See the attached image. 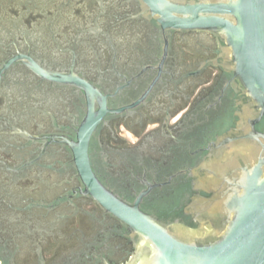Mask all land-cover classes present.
I'll list each match as a JSON object with an SVG mask.
<instances>
[{"label": "flooded vegetation", "instance_id": "obj_1", "mask_svg": "<svg viewBox=\"0 0 264 264\" xmlns=\"http://www.w3.org/2000/svg\"><path fill=\"white\" fill-rule=\"evenodd\" d=\"M219 57L211 33L163 30L140 0H0V264H125L135 252L81 192L65 143L92 99L121 110L89 148L110 190L134 202L151 188L142 207L160 212L207 192L216 152L203 150L242 101L234 87L217 103Z\"/></svg>", "mask_w": 264, "mask_h": 264}, {"label": "water", "instance_id": "obj_2", "mask_svg": "<svg viewBox=\"0 0 264 264\" xmlns=\"http://www.w3.org/2000/svg\"><path fill=\"white\" fill-rule=\"evenodd\" d=\"M140 1L161 29L205 31L218 40L214 64L224 81L217 103L235 87L239 113L203 150L216 152L205 163L207 192H190L181 206L160 212L142 207L151 188L128 202L99 178L90 142L106 115L121 110H107L102 99L96 111L92 99L76 139L65 142L81 192L136 240L125 264H264V0ZM80 86L100 97L87 83Z\"/></svg>", "mask_w": 264, "mask_h": 264}]
</instances>
